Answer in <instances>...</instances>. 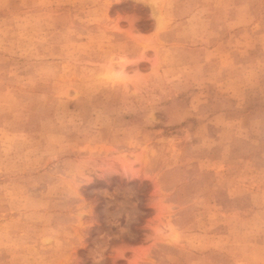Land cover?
<instances>
[{
    "label": "rangeland",
    "instance_id": "rangeland-1",
    "mask_svg": "<svg viewBox=\"0 0 264 264\" xmlns=\"http://www.w3.org/2000/svg\"><path fill=\"white\" fill-rule=\"evenodd\" d=\"M0 264H264V0H0Z\"/></svg>",
    "mask_w": 264,
    "mask_h": 264
}]
</instances>
